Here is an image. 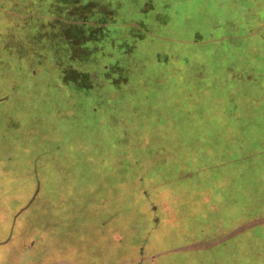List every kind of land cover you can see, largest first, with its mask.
<instances>
[{
  "label": "rangeland",
  "instance_id": "1",
  "mask_svg": "<svg viewBox=\"0 0 264 264\" xmlns=\"http://www.w3.org/2000/svg\"><path fill=\"white\" fill-rule=\"evenodd\" d=\"M11 1L14 11L8 12L11 2L0 0V168L7 181L0 188V228L9 225L11 214L36 203L41 192L45 203L41 218L35 216L29 228L31 248L45 244L47 251L73 264H116L127 255L119 245L132 240L146 244L151 227H164V222L151 221L150 214L164 211L166 191L147 185L138 190L132 164L123 172L121 148L144 153L134 141L135 121L163 120L160 111L173 117L182 106L193 108L195 115L201 110L200 117L205 107L203 115L210 118L218 101L223 111L230 110L224 102H237L240 108L247 100L244 85L253 79L241 72L255 66L263 73L264 43L257 33L249 36L252 42L230 44L229 53L205 41L183 43L197 31L192 26L207 37L217 34V14L234 16L237 24L247 16L241 1L232 7L233 16H226L214 0H189L186 8L176 4L179 17L166 23V40L142 42L134 53L146 60L142 75L120 73L118 81L108 84L110 77L101 67L111 61L100 53L87 59L86 39L106 36L102 11L116 13L117 0H108L105 9L99 0ZM134 1L126 0L122 19L156 18L150 0ZM161 18L165 21L167 13ZM181 35L188 39L177 38ZM251 46L258 48L256 54ZM116 56L122 65L129 63L122 53ZM231 67L238 69L232 71L237 76L227 72ZM119 68L129 74L118 63L109 69L111 81ZM134 70L131 64L130 73ZM158 127L159 134L169 135L167 125ZM121 138L127 140L124 147ZM174 146L170 141L169 148ZM141 163L149 168L147 154Z\"/></svg>",
  "mask_w": 264,
  "mask_h": 264
},
{
  "label": "crops",
  "instance_id": "2",
  "mask_svg": "<svg viewBox=\"0 0 264 264\" xmlns=\"http://www.w3.org/2000/svg\"><path fill=\"white\" fill-rule=\"evenodd\" d=\"M9 1L12 7L8 6L7 11L13 12L14 6ZM99 1L105 9L108 0ZM238 1L246 3L243 11L247 16L241 24H237L232 15V7ZM258 1L260 3L256 5ZM125 2L117 0V10L112 15L102 11V29L106 36L86 39L87 59L100 53L104 59L111 61V65L103 64L101 67L110 77L108 84L118 81L120 73L125 77L142 75L141 70L147 67L146 60L136 59L134 53L142 42L166 40L170 35L166 23L173 18L175 20V17L177 20L178 7L186 8L189 0H150V7L157 13L156 18L143 21L137 17L128 22L122 19L120 13ZM134 2L138 3L137 0ZM214 2L223 14L233 16L223 19L220 14L216 15L213 29L217 34L211 33L207 37L197 29L198 26H192L197 31L188 37L190 40L183 35L177 38L188 39L182 40L183 43L205 41L224 46L225 53L231 52L230 44L252 42L249 36L255 33L264 43V0ZM165 12L167 18L163 21L161 13ZM111 29L116 31L115 36ZM146 29L149 31H144ZM107 33L111 35L107 37ZM250 48L252 54L258 52L256 46ZM109 53L115 54L114 58ZM118 53H122L129 63L122 65L116 56ZM118 63L125 69L129 68V74L119 68L114 76L116 79L111 81L109 69H114ZM131 64L135 68L132 73ZM259 69L251 66L241 72L253 79L244 85L247 100L240 108L237 102H224L228 103L230 110L223 111V102L218 101L210 118L203 115L205 107L200 117L201 110H196L195 115L193 108L182 106L181 113L173 117L160 111L161 115H166L163 120H144L142 124L141 120L135 121L134 141L144 153L126 152L121 148L124 152L121 154L123 172L132 164L138 190L147 185L146 188L154 191H166L164 204L161 203L165 205L164 211L150 214L151 221L164 222V227H151L146 244L132 240L129 245H119L120 252L127 255L118 258L116 264H264V82L260 80L264 68L262 74ZM232 71L238 73V69L231 67L227 70L230 75L237 76ZM134 95L138 101L135 92ZM156 108H159L158 105ZM235 113L237 119L233 117ZM222 115H225V120ZM162 124L167 125L169 135L159 134L158 126ZM165 136L169 138L165 139ZM170 141L175 144L173 150L169 148ZM119 143L124 147L127 140L121 138ZM146 154L149 168H142L141 162ZM125 162L128 165L125 166ZM2 173L0 168V188L7 185L6 174ZM55 187L53 185L52 189L55 190ZM137 194L141 197L140 191ZM43 197L39 192L34 198L37 211L33 210L34 204L28 205L16 216L11 214L9 225L7 222L4 228H0V264H31L30 260L32 264H44V259L53 260L52 264H73L47 251L45 244L42 248H31L29 228L36 220L35 216L43 214ZM143 203L147 204L145 200ZM149 203H154L156 207L160 205L158 200H150ZM40 218H37L38 222ZM119 244H122L121 241ZM32 249L35 250L31 254Z\"/></svg>",
  "mask_w": 264,
  "mask_h": 264
}]
</instances>
